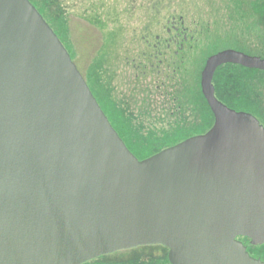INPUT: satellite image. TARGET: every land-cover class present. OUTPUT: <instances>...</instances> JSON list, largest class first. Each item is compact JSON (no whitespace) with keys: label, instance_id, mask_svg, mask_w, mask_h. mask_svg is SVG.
<instances>
[{"label":"water","instance_id":"obj_1","mask_svg":"<svg viewBox=\"0 0 264 264\" xmlns=\"http://www.w3.org/2000/svg\"><path fill=\"white\" fill-rule=\"evenodd\" d=\"M264 26V9L262 14ZM226 49L205 61L213 127L139 160L29 0H0V264H86L161 245L170 264H264V126L215 96Z\"/></svg>","mask_w":264,"mask_h":264},{"label":"trees","instance_id":"obj_2","mask_svg":"<svg viewBox=\"0 0 264 264\" xmlns=\"http://www.w3.org/2000/svg\"><path fill=\"white\" fill-rule=\"evenodd\" d=\"M29 1L76 64L65 41L69 35L66 26L70 4L67 0ZM75 2L80 4L82 20L99 30L104 38L96 55L100 73L91 67L86 83L113 128L141 161L188 138L205 134L214 125L199 79L179 77L188 52L192 54L195 49H200L196 58L198 56L201 63L205 57L229 48L264 59V0H142L140 4L139 0ZM140 7L144 15L139 16L140 21L129 32V22L136 19ZM177 21L181 27L179 38L168 27L169 22L178 25ZM158 28L162 29L161 34L155 33ZM250 33L261 35L259 45L247 37ZM158 43L161 46L155 49ZM118 49L126 54L125 61H129V65L125 63V76L135 78L145 72L150 77L130 79L128 96L125 92L113 95L114 89L101 87L100 79L115 78L114 69V75L109 72L110 65L114 67ZM156 50L163 51V56L157 58ZM202 51H205L203 59L199 57ZM138 65L141 69L136 68ZM101 68H104L102 78ZM213 83L222 103L238 112L254 115L264 125V72L224 65L216 71ZM238 239L247 246L251 256L264 261V245L254 247L248 239ZM168 253L161 245L145 246L102 256L86 264H170Z\"/></svg>","mask_w":264,"mask_h":264},{"label":"rangeland","instance_id":"obj_3","mask_svg":"<svg viewBox=\"0 0 264 264\" xmlns=\"http://www.w3.org/2000/svg\"><path fill=\"white\" fill-rule=\"evenodd\" d=\"M75 1H77V0H67V2L70 4L69 5L70 16H69L68 23L66 26L69 29V35L65 41H66V44L68 45V47L70 49L71 54L74 55V58H75L74 60H76V65L79 66L80 70L82 71V75H83L84 79H86L88 77V74L90 72L91 67L95 71L99 68V62H98V58H96V55L98 54V52L100 51V49L102 47V43H103L104 38H103L102 33L99 30H96L94 27L90 26L88 23H86L84 20H82V17H81L82 11L80 9V4L78 2H75ZM141 1L142 0H139V4ZM142 10H143V8L140 7V11L137 13L136 19L131 20L129 22L130 23L129 32L132 30L131 27L133 25L136 26L135 24H137L140 21L139 16L144 15V11H142ZM161 20L164 21V19H162V18H161ZM179 24H180L179 22H178V25L174 24L173 22H171V23L169 22L168 27L174 29V27L177 26L179 28V30H181L180 29L181 27L179 26ZM160 32H162L161 28H158L155 31V33H158V34ZM260 36L261 35L259 33H250L247 37L249 39H251L252 41H256V44L258 43V45H259ZM224 50H226V49H224ZM199 51H200V49H199ZM199 51L198 50L196 51V49H195L192 54L190 52H188V54H186V60H185L186 64H185V67H183L181 69L179 77H181V78H193V80L195 78H198L199 83H200V74H201V71L204 67L205 61L207 60V58H209L210 56H212L214 54H211V55L205 57V59L203 60V63H201L198 60V56L196 58V54ZM204 53H205V51H202V53L199 54V57L201 59H203L202 55ZM119 66L121 67L122 64H119ZM110 68L111 69H110L109 74L114 75L113 74V69H114V72L116 75V72L118 71L117 68L113 67V65L112 66L110 65ZM103 71H104V68H101V78L103 76L102 75ZM97 72L99 74L100 70L98 69ZM182 73H183V75H182ZM100 80H101V87L102 88H111V89L115 90V87L117 86V83H116L117 80H114V78H103ZM108 83H109V85H107ZM115 93H116V95L118 94L115 91V92H113V95H115ZM124 94H126V96H128L129 91L126 89V92Z\"/></svg>","mask_w":264,"mask_h":264},{"label":"flooded vegetation","instance_id":"obj_4","mask_svg":"<svg viewBox=\"0 0 264 264\" xmlns=\"http://www.w3.org/2000/svg\"><path fill=\"white\" fill-rule=\"evenodd\" d=\"M175 32H176V34H177V36H176V38H179L180 36H181V32H179V28L178 27H174V29H173ZM169 33H171V30H169L168 31ZM161 46V43H158L157 45H155L154 46V48L155 49H157L158 47H160ZM135 54V53H134ZM133 54V55H134ZM156 57L158 58V57H161V56H163V54H164V52L163 51H158V50H156ZM122 55H124L123 57H122ZM126 56V54H123L122 52H119V49H118V51H117V53H116V59H115V61H114V67H116L117 68V72H116V75H115V78H114V80H117V86L115 87V91L118 93L117 95H121V94H123L124 92H126V89H127V82L130 80V79H132L133 80V78L134 77H132V76H130V75H126L125 76V74H124V72L126 71V65H125V63L126 64H128L129 65V61L128 60H126L125 61V57ZM252 56V55H251ZM159 63H162V61L160 60L159 61ZM119 64H122V66L120 67L119 66ZM235 66H237V65H235ZM137 69H141V66H137L136 67ZM79 70H80V68H79ZM139 71V70H138ZM256 71H259V70H256ZM80 72L82 73V71L80 70ZM143 78H150L149 77V75H145V72H144V74H142V75H136L135 76V78H134V80H143ZM213 85H214V83H213ZM120 91V92H119ZM215 96H216V93H215ZM217 97V96H216ZM218 99V98H217ZM219 100V99H218ZM220 101V100H219ZM224 104V103H223ZM247 247V246H246ZM253 257V256H252ZM255 258V257H254ZM256 259H259V258H256ZM261 260V259H260ZM262 261V260H261ZM264 262V261H263Z\"/></svg>","mask_w":264,"mask_h":264}]
</instances>
